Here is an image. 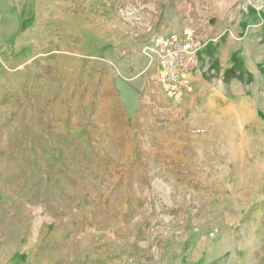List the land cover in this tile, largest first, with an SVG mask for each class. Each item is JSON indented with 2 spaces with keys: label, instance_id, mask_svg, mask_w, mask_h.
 <instances>
[{
  "label": "rangeland",
  "instance_id": "obj_1",
  "mask_svg": "<svg viewBox=\"0 0 264 264\" xmlns=\"http://www.w3.org/2000/svg\"><path fill=\"white\" fill-rule=\"evenodd\" d=\"M193 2L0 0V264H264V34L247 35L251 8L237 6L239 52L208 44L179 98L139 47L168 10L198 34Z\"/></svg>",
  "mask_w": 264,
  "mask_h": 264
},
{
  "label": "crops",
  "instance_id": "obj_2",
  "mask_svg": "<svg viewBox=\"0 0 264 264\" xmlns=\"http://www.w3.org/2000/svg\"><path fill=\"white\" fill-rule=\"evenodd\" d=\"M210 1H215L214 3H212V7H210L211 2L209 3L207 2V0H194V2L191 3V17L194 24L196 25L195 29L199 34V38L202 37L203 39H205V41L203 42L204 45H201V48L196 55L195 66L199 65L202 67V65L208 63V59L210 58L208 44H210L212 41L219 44V46L224 47L227 45L228 47H231V49L227 47V49L223 50L222 53L224 54H236L239 52L240 47L238 33L240 29V23H238L239 16L237 21V15L239 14V10L237 8L238 4L246 3L247 6L251 8V13L246 16V20L244 21V23H246L245 28L247 30V35L249 37L261 38V35L264 34V0H228L227 2H225V0ZM183 11L180 10L181 13H176L175 11L168 10L166 15L163 14V28L158 30L157 33L155 32V34H153L151 38L146 39L145 42L141 41L139 47L141 46V48H145L149 46L150 50H155L156 46L159 43H168L171 40L181 39L186 30V24H184L182 21ZM204 23L207 26H210V28L208 29V27H202ZM134 43V41L128 40V45L132 46ZM230 43L232 44V46ZM197 78V74H193L192 76L190 74V83L195 82ZM9 91L11 90L9 89ZM30 100L33 102L32 104H34L35 99L33 96L32 99L30 98ZM0 107H3V105H1V98ZM88 122L89 119L82 125V127L84 128V125H86ZM67 125L68 118L65 117L57 120V122L54 121L52 123V130H54L55 126H57L58 128L60 127L62 130H66ZM59 134H61V132ZM4 178H7L6 174H4ZM7 188V184H5V187L0 188V230L2 229L1 222L4 221V219L6 220V217L8 216L2 210L3 206L9 205V201L7 200L8 198L6 196ZM17 230H20V228L18 229L15 226L14 228H10L7 236L13 234ZM13 259H16L15 261H17L19 258L13 257Z\"/></svg>",
  "mask_w": 264,
  "mask_h": 264
},
{
  "label": "built area",
  "instance_id": "obj_3",
  "mask_svg": "<svg viewBox=\"0 0 264 264\" xmlns=\"http://www.w3.org/2000/svg\"><path fill=\"white\" fill-rule=\"evenodd\" d=\"M241 8L248 12L246 4ZM201 42L195 31L186 29L181 39L159 43L151 50L156 55L155 84L169 98H179L192 90L189 75L194 70Z\"/></svg>",
  "mask_w": 264,
  "mask_h": 264
}]
</instances>
